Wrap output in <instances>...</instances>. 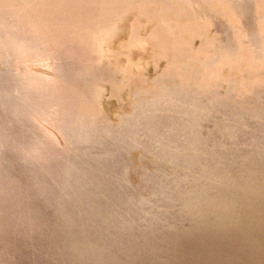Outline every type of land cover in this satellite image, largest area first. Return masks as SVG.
<instances>
[{
	"label": "rangeland",
	"instance_id": "374dc122",
	"mask_svg": "<svg viewBox=\"0 0 264 264\" xmlns=\"http://www.w3.org/2000/svg\"><path fill=\"white\" fill-rule=\"evenodd\" d=\"M0 264H264V0H0Z\"/></svg>",
	"mask_w": 264,
	"mask_h": 264
},
{
	"label": "water",
	"instance_id": "95a60500",
	"mask_svg": "<svg viewBox=\"0 0 264 264\" xmlns=\"http://www.w3.org/2000/svg\"><path fill=\"white\" fill-rule=\"evenodd\" d=\"M106 105L109 106L110 104H107V103H106Z\"/></svg>",
	"mask_w": 264,
	"mask_h": 264
}]
</instances>
